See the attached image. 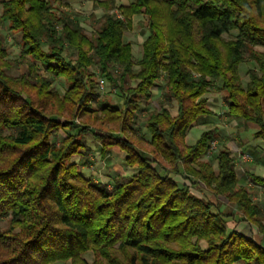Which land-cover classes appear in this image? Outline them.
Returning a JSON list of instances; mask_svg holds the SVG:
<instances>
[{"label": "trees", "instance_id": "16d2710c", "mask_svg": "<svg viewBox=\"0 0 264 264\" xmlns=\"http://www.w3.org/2000/svg\"><path fill=\"white\" fill-rule=\"evenodd\" d=\"M0 5V26L21 34L16 62L0 34V264H264V207L238 182L232 151H211L219 127L186 142L200 116L216 114L208 93L218 83L226 114L264 141V0H96L105 13L92 37L50 0ZM138 14L148 35L135 61L124 35ZM17 62L25 71L13 75ZM161 78L146 139L136 118ZM60 129L73 132L53 142ZM90 132L103 158L119 147L133 172L112 185L84 176L72 158L91 151ZM249 176L264 187V175Z\"/></svg>", "mask_w": 264, "mask_h": 264}, {"label": "rangeland", "instance_id": "374dc122", "mask_svg": "<svg viewBox=\"0 0 264 264\" xmlns=\"http://www.w3.org/2000/svg\"><path fill=\"white\" fill-rule=\"evenodd\" d=\"M96 0H83L80 3V6H78L75 9L72 8H67L63 5H60V2L56 1V0H50V2L52 3V5L54 7H58V9H61V11H65L67 14H69L73 19L78 20L80 23H82L85 31L88 33L89 36H93L96 31L99 29L100 24L102 22V17L103 14L105 13L104 9L102 8H94L93 4ZM124 2L127 3L128 0H117V2ZM0 13H1V5H0ZM91 13H93V15H91ZM139 22H142L143 24L140 25ZM147 17L145 14H138L134 16V26L132 29L127 30L125 32L124 35V40L125 41H130L133 45V50H134V58L135 61H137L141 56H142V42L144 41V39L146 38V36L148 35V30H147ZM233 33H236L233 32ZM0 34L4 37L6 43L9 45V50H8V57L13 61L16 62L18 60V56H19V52H20V43H21V34L20 33H14L12 32L8 25L5 23L3 25L0 26ZM225 37L229 38L231 37L230 35H225ZM44 47H46V45H44ZM259 49H262L261 47H258ZM66 57L67 58H75L76 57V53L75 51L71 50V49H67L66 50ZM253 65L256 66L254 61H249V62H245L242 65V71H241V75H242V80L243 83L246 84L247 81V74H246V68L249 67V65ZM135 68H138V66L136 65ZM92 70H95L96 72L99 73V68L97 66H92L91 67ZM25 71V66L20 62L17 64L9 71L10 73H12L13 75H17L21 72ZM163 84H164V80L163 78H161L157 84L154 86L153 91H154V97L153 99H151L150 101L147 102H143L142 104V110L138 113V116L136 118V125H138V131L141 135H143L146 139H150V134L147 132V130L145 129V127L143 126L144 124V115L154 109H160V104H159V98L162 95V91H163ZM54 87L56 89H58L59 91H64L67 87L66 82L61 78L56 79L55 83H54ZM104 92H111L110 97L115 101L118 100V92L116 90H113V88L110 86V84L108 83V85L103 89ZM113 90V91H112ZM217 91H219V88L217 85L213 86L212 88V92L216 93ZM223 95V94H222ZM219 103H212L213 107L216 108V110L219 112L218 114V119L216 123H221L222 124H228L230 121L233 122V127H235V129H240V130H244L245 129V122H243L241 119L236 118V120H234L231 117H225L227 116L226 114V104L224 102V104L221 102L223 100V96L222 99L219 95ZM171 111L172 113L176 112V105L173 104V106H171ZM219 121V122H218ZM215 122L204 125V124H198L193 126L191 129V134H189L188 136V142L189 144H193L197 138L200 136V134L202 133V131L204 130V128H210L213 127L215 125H217ZM229 128H232L230 126H225ZM73 132L72 130L69 129H60L59 132L57 133V135H55L52 138V141L55 142L59 139L64 138L68 133ZM228 135V134H227ZM230 136H225L224 139H221V143H224L225 141L229 140V139H234V137H237L235 134V131L233 133L229 134ZM232 135V136H231ZM85 139L87 141V143L91 146V151L94 150L98 145H99V141L94 137V135L90 132L88 134H86ZM237 139V138H235ZM218 141L215 144V147L213 148L214 150H217L220 147H226L225 143L221 144ZM116 147V146H115ZM99 150V148H98ZM98 150H95L94 153L92 155H89V160L90 162H84L85 164H79V169L82 171L81 166H86L84 169V176L88 177L90 173H92V171H97V173H106V174H112L114 173V171L116 170L115 167H117V169L124 171L125 168V162H124V156H121V154H119L120 150L118 149V147H116V152L113 153L112 156L110 157H105V159L100 155V152ZM98 151V152H97ZM97 152V153H95ZM91 157V158H90ZM208 156H206L207 158ZM213 165L215 168H217V163L216 161H213ZM126 170V169H125ZM130 170V171H129ZM128 173L133 172L132 169H128L127 171ZM110 185L111 182H110ZM194 192H196L199 195H203L202 192L196 191L195 188H193ZM207 195H211V193L209 191H207ZM257 201L264 207V192H261V194H258V198ZM220 203H223V208L228 211V212H235L236 211V207L232 204H228L225 200L221 199ZM8 226L7 223V218H3L0 220V229H5ZM228 226L231 228L232 224L229 221ZM242 228V227H240ZM83 257L89 262L92 263L94 260V254L92 251H88L85 252L83 254ZM53 264H61V262H57V263H53Z\"/></svg>", "mask_w": 264, "mask_h": 264}, {"label": "crops", "instance_id": "0c3cea01", "mask_svg": "<svg viewBox=\"0 0 264 264\" xmlns=\"http://www.w3.org/2000/svg\"><path fill=\"white\" fill-rule=\"evenodd\" d=\"M81 1H83V0H62L60 5H63L65 7H67L68 9L69 8L75 9L78 6H80ZM132 1H134V0H128L127 3H124V2L121 1V2H118V4H129ZM65 3H67V5H69V6H66ZM242 65L243 64H240V66H239L240 74H241V71H242L241 70L242 69ZM249 67H254V66L250 64ZM249 67H247L245 70L247 71V69ZM217 86L219 88V86H220L219 83L217 84ZM219 95H220V97L222 99V92L220 91V89L216 93H213L212 91L208 93L209 105H210V107L213 109V111L216 114L215 115H202V116H200L197 119L195 125H197V123L198 124L207 125V124H210V123H213V122H215V123L217 122L219 112L216 110L215 107H213V104L214 103H216V104L219 103V101H220ZM221 102L224 104L223 100ZM225 117H229V116L227 115ZM234 120H236V119H234ZM216 124L217 125H215V126L219 127V133H218V138H217V141L219 143H221V141H220L221 139H224L225 136H230L229 134L233 133L235 131V134H236L237 137H234V139H232V140L229 139V140L225 141L224 143H225L226 147L232 151V154L234 156L238 182L240 184L248 186L250 188V190H251V194H252L253 198L255 200H257L258 194H261V192H264V187L252 182V180H251L249 175H250V173H254V174L260 175V176L264 175V141L261 138L254 136V133L258 130V126L256 124H253V123H245L246 124V125H244L245 129L244 130H240V129H235V127H233L234 124H233L232 121H230L228 124H226V123L222 124L221 121H220V123H216ZM226 125L230 126L232 128L228 127V129H227V127H225ZM191 129L189 130V132L187 134V137H186L187 144H189L188 136H189V134H191L190 133ZM205 129L206 128H204V130ZM235 138H237V139H235ZM224 143H221V144H224ZM98 148H99V146H97L94 150L90 151L89 154L92 155L95 150H98ZM118 149L120 150L119 154H121V156H124V158H125V151L120 149L119 147H118ZM116 151H117L116 147L115 146H111L109 148V152H108L107 156L108 157L112 156L113 153L116 152ZM241 151L250 152L251 155H252V158L247 160V161H245V162L240 161L239 152H241ZM97 152H95V153H97ZM87 155L86 156L85 155H75L72 158V161L77 162L78 165L79 164H85L84 162L86 161V158L87 157L89 158V155L88 156ZM100 155H101V153H100ZM85 167L86 166H81V169H82L81 172L82 173L84 172ZM115 168H116V170L112 174L108 175L106 173H103V171H102V173H97V171H92V173H90L88 177H93L97 181H103V182H107L108 183V182L112 181V177L115 174L128 173L127 171H128V169L130 167L128 168V166L125 163L124 171H121V170L117 169V167H115ZM130 169L134 170L133 168H130ZM239 230H241V229H239ZM235 264H245V263L237 262Z\"/></svg>", "mask_w": 264, "mask_h": 264}, {"label": "built area", "instance_id": "2783aa9c", "mask_svg": "<svg viewBox=\"0 0 264 264\" xmlns=\"http://www.w3.org/2000/svg\"><path fill=\"white\" fill-rule=\"evenodd\" d=\"M105 85H106L105 79L99 78V86H100V88L101 89H104L105 88ZM216 142H217V140H214L213 141V144H212V147H211V151H214L213 148L215 147ZM251 158H252V155H251L250 152H247V151H241V152H239V159H240V161L245 162V161H247V160H249Z\"/></svg>", "mask_w": 264, "mask_h": 264}]
</instances>
